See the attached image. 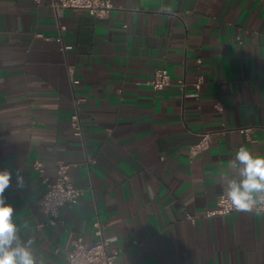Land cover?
I'll return each mask as SVG.
<instances>
[{
	"label": "crops",
	"instance_id": "crops-1",
	"mask_svg": "<svg viewBox=\"0 0 264 264\" xmlns=\"http://www.w3.org/2000/svg\"><path fill=\"white\" fill-rule=\"evenodd\" d=\"M111 1L97 17L54 0H0V170L13 173L4 195L20 239L43 264H66L73 240L94 241L100 222L118 264H264V213L205 216L239 146L264 156L263 2ZM60 24L72 48L56 40ZM161 66L171 82L156 90ZM77 97L82 137L70 127ZM204 132L210 146L190 156ZM37 160L51 178L58 161L71 163L83 189L55 223Z\"/></svg>",
	"mask_w": 264,
	"mask_h": 264
},
{
	"label": "built area",
	"instance_id": "built-area-1",
	"mask_svg": "<svg viewBox=\"0 0 264 264\" xmlns=\"http://www.w3.org/2000/svg\"><path fill=\"white\" fill-rule=\"evenodd\" d=\"M264 4V0H261ZM54 6L86 9L90 14L97 17H105L114 7L111 0H54ZM66 29L65 24L59 25V34L56 40L61 43L63 50L72 48L71 44L64 43L62 32ZM198 61H201L198 59ZM70 80L75 83L74 70L72 66L68 67ZM202 75L193 83L195 88L199 90L202 83ZM171 82V76L165 66L156 68L154 76L150 83L153 88L163 89ZM184 86L185 83L181 82ZM85 97H77L73 102V112L70 119V127L73 134L82 137L84 133L83 124L80 116L81 103L85 101ZM222 109V104H217ZM253 126H244L240 131L248 138H251ZM211 133L204 132L200 135L199 140L190 146V156H194L210 146ZM34 166L40 172L41 180L46 184V190L42 196L41 203L47 213V222L55 223L58 221L59 209L65 204H71L82 196L83 189L76 186L70 175L71 163L65 161L57 162V172L54 178L46 174V169L42 161L37 160ZM235 211L231 204L223 197V193L217 196L216 206L205 211V216L211 217L216 215L228 214ZM186 217L195 221L197 215L186 212ZM43 225V224H42ZM95 233L97 238L88 242L83 234L78 235L72 242L71 248L66 254V264H118L120 248L112 247L113 238L106 237L103 234L100 222L95 223Z\"/></svg>",
	"mask_w": 264,
	"mask_h": 264
},
{
	"label": "clouds",
	"instance_id": "clouds-1",
	"mask_svg": "<svg viewBox=\"0 0 264 264\" xmlns=\"http://www.w3.org/2000/svg\"><path fill=\"white\" fill-rule=\"evenodd\" d=\"M226 168L232 171L221 176V189L232 208L238 213H264V156L241 145ZM15 176L17 187L22 188L24 177L19 172ZM12 178L10 170H0V264H43L33 254L34 242L29 239L24 243L18 234L14 208L4 195Z\"/></svg>",
	"mask_w": 264,
	"mask_h": 264
}]
</instances>
